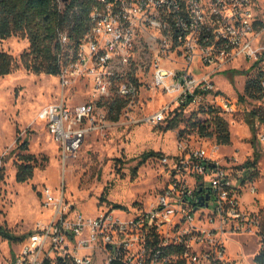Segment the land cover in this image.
<instances>
[{
  "label": "built area",
  "instance_id": "2783aa9c",
  "mask_svg": "<svg viewBox=\"0 0 264 264\" xmlns=\"http://www.w3.org/2000/svg\"><path fill=\"white\" fill-rule=\"evenodd\" d=\"M262 1L96 0L79 42L73 45L67 32L58 36L62 91L84 78L89 100L68 104L62 92L36 115L58 145L63 165L91 132L108 124L111 97L128 99L123 109L132 107L148 66L153 87L169 98L143 118L147 123L165 121L184 103V110L241 111L239 97L225 94L215 73L263 58ZM140 45L152 52L146 61ZM258 136L264 142V132ZM196 140L181 139L171 160L161 157L170 165L167 182L136 212L126 211V218L116 209L70 215L63 186L58 195L45 186V201L55 213L28 234L13 264L51 258L72 264H240L242 253H231L229 241L244 235L255 238L258 250L264 245L259 210L241 201L244 189L256 188L245 184L249 175L233 158L220 157L218 144Z\"/></svg>",
  "mask_w": 264,
  "mask_h": 264
},
{
  "label": "rangeland",
  "instance_id": "374dc122",
  "mask_svg": "<svg viewBox=\"0 0 264 264\" xmlns=\"http://www.w3.org/2000/svg\"><path fill=\"white\" fill-rule=\"evenodd\" d=\"M258 15L264 18V1ZM141 45L139 54L146 61L152 52L143 51ZM28 47V39L22 36L0 38V50L17 59ZM259 66L264 69V56ZM150 70L148 66L146 74H141L139 94L132 107L123 109L117 120L109 119L105 127L91 132L66 165L44 122L36 116L42 105L62 96L58 75L35 73L21 63L9 74L0 75V155L5 160L0 162L5 167L4 179L0 181V223L16 237L10 240L0 235V264H13L28 234L39 222L47 223L53 217L54 208L45 201L42 192L45 186L52 188L55 195L63 186L70 215L74 210L93 216L100 211L116 209L126 218V211L136 212L167 182L170 165L163 163L161 157L168 156L171 160L181 139L200 137L205 142L218 144L220 157L233 158L243 174L249 175L245 184L251 183L256 188L254 193L243 190L242 204L250 210L264 211V142L258 136L264 132V124L251 112L264 109V94L261 98L248 95L239 98L242 104L239 112L220 113L230 132L229 143L220 144L214 136L198 135L197 127L193 126V122H203L208 117L201 107L186 108L176 116L171 127L175 111L157 124L143 120L169 98L153 87ZM254 73L250 63L236 62L231 68L215 73V77L225 94L238 98L245 93V83ZM88 86L87 79L82 78L66 88L63 92L65 102L73 105L89 100ZM24 138L27 139L25 149L18 146ZM146 151L159 155L141 161V154ZM22 154H30L35 164L33 176L26 181L16 179ZM254 157H257L256 165L245 166V162ZM228 249L231 253H242L240 264H256L255 238L238 236L228 242ZM48 264L60 263L51 258Z\"/></svg>",
  "mask_w": 264,
  "mask_h": 264
},
{
  "label": "trees",
  "instance_id": "16d2710c",
  "mask_svg": "<svg viewBox=\"0 0 264 264\" xmlns=\"http://www.w3.org/2000/svg\"><path fill=\"white\" fill-rule=\"evenodd\" d=\"M96 0H0V38L18 35L28 39V50L23 52L19 59L7 51L0 50V75H6L16 69L21 63L26 69L35 73L57 74L59 71L58 53L60 44L58 36L60 32H67L72 44L79 42L81 37L90 28L89 12ZM263 58L251 65L254 75L249 77L245 83V93L240 95L244 99L246 95L253 98H261L264 94V69L259 66ZM128 99L113 96L108 101V117L117 120L126 106ZM187 103L182 104L170 122L173 126L176 116L180 115ZM201 111L207 114L202 121L193 122L198 129V135L216 138L217 143L226 144L230 141V132L227 121L220 115L217 108L201 107ZM264 124V109H253L251 111ZM211 128V129H210ZM27 139H22L18 146L25 149ZM159 155L155 151H146L141 154V161ZM22 161L17 166L16 179L26 181L33 176L35 164L30 154H22ZM4 157L0 155V162ZM257 157L245 162V166L254 167ZM5 167L0 165V181L4 179ZM119 206V205H117ZM261 221V234L264 238V211L259 210ZM0 235L4 238H16L13 233L0 223ZM22 238H19V240ZM256 264H264V245L254 255ZM50 260H46L48 264ZM60 264H72L70 261L58 259Z\"/></svg>",
  "mask_w": 264,
  "mask_h": 264
},
{
  "label": "water",
  "instance_id": "95a60500",
  "mask_svg": "<svg viewBox=\"0 0 264 264\" xmlns=\"http://www.w3.org/2000/svg\"><path fill=\"white\" fill-rule=\"evenodd\" d=\"M206 198H208V196H206Z\"/></svg>",
  "mask_w": 264,
  "mask_h": 264
}]
</instances>
